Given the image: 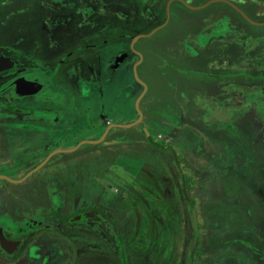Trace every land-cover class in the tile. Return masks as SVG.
Segmentation results:
<instances>
[{
  "label": "flooded vegetation",
  "instance_id": "flooded-vegetation-1",
  "mask_svg": "<svg viewBox=\"0 0 264 264\" xmlns=\"http://www.w3.org/2000/svg\"><path fill=\"white\" fill-rule=\"evenodd\" d=\"M48 2L60 12L52 24L64 25V54L60 58L49 63L29 55L27 64L19 62L14 46L0 45V57L14 61L8 68L0 64V264H56L47 255L48 247L23 237L38 227H49L47 219L64 212L66 199L73 196L64 182L70 180L73 185L85 168L67 155L96 143L121 148L133 143L123 130L142 124L144 115L130 125L139 112L136 119H129L114 105L106 110L104 95L115 84V70L124 63L134 75L135 65L137 69L145 58L138 48L143 39L156 46L152 50L165 64L162 73L167 69L181 76L168 84L174 87L176 100L165 102L174 101L164 111V120L152 122L157 131L165 130L167 119L185 114L190 121L185 124L193 129L200 125L205 131L232 133L236 109L244 105L262 119L263 124L253 133L240 129L238 156L242 164L238 169L250 188L242 193V206L249 214L258 212L262 222L255 225L262 239L243 247L264 260V0ZM123 18L128 21L125 32L120 26ZM105 46L115 50L108 58ZM80 59L87 63H74ZM116 113L123 119L117 120ZM142 130L152 132L148 125ZM146 138L139 142L154 144V133H147ZM48 180L56 185L50 191ZM85 192L81 196L91 198L99 191L93 187ZM36 193L39 197L34 201L30 194ZM78 203L72 201V206ZM97 204L76 207L94 218L107 208ZM74 216L80 219L81 214ZM1 235L7 240L5 246Z\"/></svg>",
  "mask_w": 264,
  "mask_h": 264
},
{
  "label": "rangeland",
  "instance_id": "rangeland-1",
  "mask_svg": "<svg viewBox=\"0 0 264 264\" xmlns=\"http://www.w3.org/2000/svg\"><path fill=\"white\" fill-rule=\"evenodd\" d=\"M59 14L48 0H0V45L14 46L19 62L29 64V55H38L54 63L64 54V25L52 24ZM127 22L123 18L121 32L126 31ZM147 43L145 39L139 43L145 58L137 68L147 84L140 102L144 119L142 124L123 130L133 143L122 148L96 143L67 155L85 168L73 185L70 180L64 182L66 191L76 197H68L64 212L47 219L49 227H38L23 238L48 247L47 255L56 264H264L256 252L243 247L262 239L255 232V225L262 222L258 212L249 214L242 206V193L250 188L238 169L242 164L238 156L240 129L253 133L263 124L262 119L244 105L236 109L232 133L209 132L200 125L193 129L185 124L190 123L185 114L167 119L165 130L157 131L152 122L164 120V111L174 101L165 102L176 100L174 87L168 84L181 76L167 69L162 73L165 64L152 50L154 43ZM109 47L105 46L106 58L115 53ZM131 69L124 63L115 70V84L110 91L106 89L104 100L106 110L114 105L122 115L136 119L135 97L143 85ZM168 113L171 115V110ZM116 119L123 117L116 113ZM147 125L154 133V144L139 142L146 138L147 131L142 129ZM47 183L49 191L56 186L51 180ZM93 187L98 188V195L81 196ZM30 197L37 201L39 195ZM72 201H79V206L89 202L107 208L88 218ZM77 213L80 219L74 216Z\"/></svg>",
  "mask_w": 264,
  "mask_h": 264
},
{
  "label": "water",
  "instance_id": "water-1",
  "mask_svg": "<svg viewBox=\"0 0 264 264\" xmlns=\"http://www.w3.org/2000/svg\"><path fill=\"white\" fill-rule=\"evenodd\" d=\"M0 64H4V68H8V67H10L11 65L14 64V61L10 57H8V56H1L0 57ZM136 66L137 65H135L134 75L142 83V85L144 86V89H143L142 93L139 95V97L137 98V102H136L137 109H138V112H139V118L136 121L130 123V125H134V124L138 123L142 119L143 112H142V110L140 108V100H141V98L143 97V95L145 94V92L147 90V84H146V82H144L139 77L138 71L136 69ZM1 244L3 246H5L7 244V240L5 239V237L3 235H1Z\"/></svg>",
  "mask_w": 264,
  "mask_h": 264
},
{
  "label": "crops",
  "instance_id": "crops-1",
  "mask_svg": "<svg viewBox=\"0 0 264 264\" xmlns=\"http://www.w3.org/2000/svg\"><path fill=\"white\" fill-rule=\"evenodd\" d=\"M142 88H143V86L141 87V90L143 91L144 88H143V89H142ZM141 90H140V92H138V93L136 94V97H135V98H136V102H137V98H138L139 95L142 93ZM141 99H142V98H141ZM140 102H141V100H140ZM136 108H137V105H136ZM137 110H138V109H137ZM142 117H143V116H142ZM147 133L150 134L151 132H150L149 130H147ZM146 144H149V143H146ZM1 228H2V227H1ZM12 228H13V227H12ZM8 241H10V240H8Z\"/></svg>",
  "mask_w": 264,
  "mask_h": 264
}]
</instances>
